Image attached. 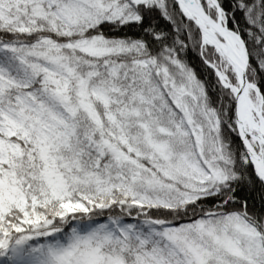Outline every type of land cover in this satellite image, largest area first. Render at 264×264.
I'll list each match as a JSON object with an SVG mask.
<instances>
[{"label": "snow or ice", "instance_id": "obj_1", "mask_svg": "<svg viewBox=\"0 0 264 264\" xmlns=\"http://www.w3.org/2000/svg\"><path fill=\"white\" fill-rule=\"evenodd\" d=\"M0 264H264V0H0Z\"/></svg>", "mask_w": 264, "mask_h": 264}]
</instances>
